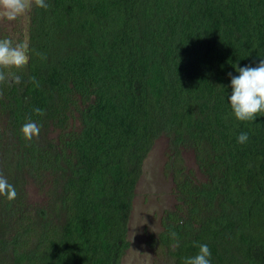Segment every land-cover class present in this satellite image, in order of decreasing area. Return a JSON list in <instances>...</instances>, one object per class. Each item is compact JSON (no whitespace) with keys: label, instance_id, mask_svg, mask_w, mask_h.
Segmentation results:
<instances>
[{"label":"trees","instance_id":"trees-1","mask_svg":"<svg viewBox=\"0 0 264 264\" xmlns=\"http://www.w3.org/2000/svg\"><path fill=\"white\" fill-rule=\"evenodd\" d=\"M46 2L29 14L20 82L0 84V174L17 192L0 196V264H121L142 164L163 136L178 206L160 243L175 264L200 244L210 264H264V113L238 121L229 103L235 65L264 59V0ZM29 119L41 127L30 143ZM31 178L50 186L35 214Z\"/></svg>","mask_w":264,"mask_h":264},{"label":"rangeland","instance_id":"rangeland-1","mask_svg":"<svg viewBox=\"0 0 264 264\" xmlns=\"http://www.w3.org/2000/svg\"><path fill=\"white\" fill-rule=\"evenodd\" d=\"M28 25L29 15L11 22L0 20V30L15 40L28 36ZM173 150L171 139L160 137L143 161L128 225L130 248L122 256L121 264H175L169 250L160 243L167 213L176 211L178 206L174 179L168 169L174 156ZM180 154L193 179L197 183H207V177L198 166L192 150L180 148ZM49 187L48 180L31 178L28 181L25 192L29 213L35 214L45 208Z\"/></svg>","mask_w":264,"mask_h":264},{"label":"clouds","instance_id":"clouds-1","mask_svg":"<svg viewBox=\"0 0 264 264\" xmlns=\"http://www.w3.org/2000/svg\"><path fill=\"white\" fill-rule=\"evenodd\" d=\"M48 7L46 0H0V20L11 22L19 17H27L34 8L46 10ZM30 58L31 49L27 37L15 41L12 38H0V84L9 79L19 83L20 77L16 75V71L24 69ZM234 68L238 75L232 76L229 73L232 90L229 103L232 113L238 121L253 122L259 114L264 113V59H261L255 67L235 65ZM31 79L38 87L35 77ZM34 112L39 116L44 115L43 110L39 108L34 109ZM40 131V125L31 119L21 128L23 139L29 143L39 137ZM247 141V133H241L237 137V142L240 144ZM0 196L7 197L9 201L17 196L15 187L2 174H0ZM170 235L174 241L172 248L175 249L179 246L177 234L171 232ZM210 256L209 246L200 244L198 253L193 257L185 258L183 264H210Z\"/></svg>","mask_w":264,"mask_h":264}]
</instances>
